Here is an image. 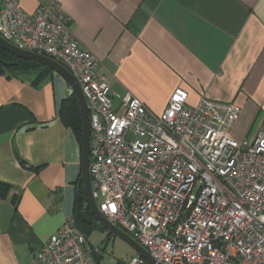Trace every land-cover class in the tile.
<instances>
[{
  "label": "built area",
  "instance_id": "2783aa9c",
  "mask_svg": "<svg viewBox=\"0 0 264 264\" xmlns=\"http://www.w3.org/2000/svg\"><path fill=\"white\" fill-rule=\"evenodd\" d=\"M59 0L27 12L2 0L0 35L67 67L87 100L90 177L103 215L162 264H264V118L237 140L240 108L176 89L157 113L126 92L115 102L101 61L83 47ZM102 248L67 217L34 264H97ZM128 264H150L136 254Z\"/></svg>",
  "mask_w": 264,
  "mask_h": 264
},
{
  "label": "crops",
  "instance_id": "0c3cea01",
  "mask_svg": "<svg viewBox=\"0 0 264 264\" xmlns=\"http://www.w3.org/2000/svg\"><path fill=\"white\" fill-rule=\"evenodd\" d=\"M19 1L33 13L44 0ZM59 1L81 45L101 61L116 103L131 92L161 113L182 88L189 105L203 94L234 103L232 135L256 136L264 118V0ZM72 94L55 72L38 86L0 73V181L11 185L0 197V264H34L44 241L75 216L82 142L60 117Z\"/></svg>",
  "mask_w": 264,
  "mask_h": 264
},
{
  "label": "water",
  "instance_id": "95a60500",
  "mask_svg": "<svg viewBox=\"0 0 264 264\" xmlns=\"http://www.w3.org/2000/svg\"><path fill=\"white\" fill-rule=\"evenodd\" d=\"M0 48L14 54L20 58L27 59L33 62L42 64L55 73L61 75L70 85L72 92L76 95L80 110L82 114V168L81 178L83 182V195L80 191L77 192L75 217L81 222L91 224L97 221L103 228H105L110 235L118 236L130 244L135 251L143 256L150 264L157 263L148 251L134 240L128 233L112 224L100 211L92 194V182L90 177V121H89V108L87 100L82 92L81 86L72 73L62 63L39 53L32 51L22 50L0 35ZM87 208L92 216H87L83 208Z\"/></svg>",
  "mask_w": 264,
  "mask_h": 264
},
{
  "label": "trees",
  "instance_id": "16d2710c",
  "mask_svg": "<svg viewBox=\"0 0 264 264\" xmlns=\"http://www.w3.org/2000/svg\"><path fill=\"white\" fill-rule=\"evenodd\" d=\"M0 73L6 74L8 77L29 76L28 78L31 80L32 84L38 86L51 76L54 71L42 64L20 58L0 48ZM60 117L66 125L73 128L74 132L82 142V114L78 99L74 93L62 102ZM21 162L23 165L28 166L23 160H21ZM29 167L35 168L31 165ZM10 189V184L0 181V197L7 196ZM79 191L83 195V182L81 176L79 177ZM83 209L87 216H92L87 208L84 207ZM75 219L78 227L89 237V234L96 223L93 222L88 224L81 222L77 217H75ZM99 226L101 225L99 224ZM96 261L97 264H101V256L96 257ZM117 264H128V262L118 261Z\"/></svg>",
  "mask_w": 264,
  "mask_h": 264
},
{
  "label": "rangeland",
  "instance_id": "374dc122",
  "mask_svg": "<svg viewBox=\"0 0 264 264\" xmlns=\"http://www.w3.org/2000/svg\"><path fill=\"white\" fill-rule=\"evenodd\" d=\"M95 223L96 225L89 234V241L102 248L101 264H117L118 261L128 262L132 256L137 254L135 249L125 240L118 236H110L108 231L99 226L97 221Z\"/></svg>",
  "mask_w": 264,
  "mask_h": 264
}]
</instances>
